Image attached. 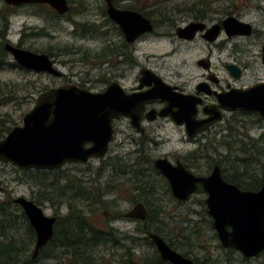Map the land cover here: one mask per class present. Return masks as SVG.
<instances>
[{
	"label": "rangeland",
	"instance_id": "1",
	"mask_svg": "<svg viewBox=\"0 0 264 264\" xmlns=\"http://www.w3.org/2000/svg\"><path fill=\"white\" fill-rule=\"evenodd\" d=\"M193 0H116L115 2L121 8H140L145 13H149L154 20L155 27L152 32L141 36L137 39L135 44L136 55L140 62L154 67L162 66L160 71L166 76H170L171 80L180 83H186L188 87L194 84L198 76L202 73V68L197 66L196 60L211 52L212 64H215L217 71L221 74L219 67L220 61H231L230 49L232 43L228 42L227 48H220L221 37L214 43L207 44L205 41L197 36L195 39L187 41L179 39L176 35V25H185L192 15L179 11V9L186 8ZM209 2V6L214 11L213 18L224 17L228 13H222L221 9L232 10L231 14L242 17L243 20L252 24L253 32L251 35L239 39L241 42L237 43L235 49L239 56L242 51L249 52L246 60L249 63L250 70L244 75L243 82L251 84L257 78L254 74L258 71V76L264 77V66L260 62V41L261 31H264V0H202ZM104 0H74L68 2L71 11L65 16H52L48 10L43 6L38 5H23L15 7V11L8 17L6 27L4 29V40L12 44H20L24 48L34 51L53 50L54 47L56 55L52 57L55 66L63 73L61 77H55L47 73L32 74L22 70L17 66H5L0 68V97H16L6 104H0V117L8 114L12 120L10 125L12 127L21 123L22 115L29 110L34 104L37 92L42 90L45 86H55L64 82H73L81 84L90 90H99L103 85L98 81L101 75L102 67H98L100 60L94 59L96 54L100 53L107 39L111 38L102 32L112 29L111 25L105 23L106 16L102 12L104 8ZM6 5L3 0H0V11L7 13L3 8ZM209 7V8H210ZM100 24V28L95 35L85 34L81 29L80 24ZM1 24V23H0ZM105 25V27H104ZM108 27V29H107ZM2 29V27H0ZM47 33V34H46ZM116 38L115 35H113ZM117 39V38H116ZM2 40V37H0ZM5 41V42H6ZM65 46H67L65 48ZM45 49V50H44ZM221 49V50H220ZM249 49V50H248ZM87 54V56L84 55ZM85 59L82 60V58ZM7 59L13 58L8 53ZM15 62V61H14ZM16 63V62H15ZM178 72L180 77H176L174 73ZM172 74V75H170ZM223 74V73H222ZM187 78V80H185ZM3 84L9 86L17 85L15 94H10V89H4ZM236 120L229 122L228 126H233V134L237 138L239 136L246 138V134L250 139H259L261 133L264 132V119L256 120L252 112L239 113L234 116ZM153 140L155 147L150 149V152L155 155L174 153L176 155H184L187 151L194 152L196 146L201 145L203 149L201 153L203 158H208L209 162H220L225 168L226 174L233 172V166L236 164L242 165V168L256 169L257 160H260L259 165H264V144L259 142L260 152L250 146L247 148V154H241L235 149L236 144L233 143L235 138L229 135L227 125L223 126V130L215 132L209 131L200 137L199 141H189L187 134L182 126H178L171 121L157 120L153 125ZM120 130L114 134L113 140L109 143L108 149L104 157L100 159H92L86 164L67 163L62 168L61 177H57V188L62 187L63 184L74 183V179L81 178L83 181H91L90 187H101L105 182L113 184L112 192L105 197L106 200H115V209L126 211L133 205L131 200L138 199L137 194L141 196L145 194L142 190L135 189L137 183L134 177L135 171L132 173L130 169L123 166L126 162L134 167H143L141 171L147 173L143 161L139 157L142 152L137 153L136 145L133 141L138 135L125 122L122 123ZM242 132V133H241ZM147 150H143L146 154ZM254 153V156L252 154ZM251 154V157L248 156ZM241 156L244 159L236 158ZM248 158V159H246ZM173 159V158H172ZM108 161L112 166L104 167V171H98L100 167ZM148 162V161H147ZM150 164V163H146ZM192 170L203 171L207 169L205 160H198L192 162ZM99 174V175H98ZM60 175V174H59ZM136 177L143 178L137 174ZM160 176L157 178L159 179ZM84 185V184H83ZM148 185V184H147ZM156 205L160 204L162 210L158 215L160 220L154 222V227L161 228L162 233L166 236H172L173 240L178 243L186 242L187 247H190L191 254H197L199 259L209 257L210 261L205 264H247L241 260L237 255L232 254L226 249L219 246V242L212 238L213 231L208 228L207 223L203 218H207V213L202 212V203L204 195L197 193L193 195L188 201L177 204L166 192L165 185L162 182H154ZM147 186H145L146 188ZM39 188L30 181L29 175L23 173L21 168L11 164L0 161V199L15 198L17 196H24L30 198L37 191H41L44 196L43 202L40 205L47 215H57L63 217L67 209V201L73 203L71 198L66 197L67 193L72 195L70 190L65 189L66 194L61 195L59 190L52 194L44 187ZM47 198H51V202ZM141 201V200H140ZM84 204V203H83ZM82 204V205H83ZM19 209L13 207V215L18 216V222H15L14 229L8 233L13 236L19 243L26 242L29 235L25 226L19 220ZM107 218L101 213L100 209L95 210L90 215V221L107 226ZM21 224V225H20ZM141 222L132 218H120L112 221L110 226H113L120 233L136 234L137 227ZM7 236V237H9ZM143 235H139V241L136 243L138 253L145 256H152L154 247L151 246ZM183 236V239H182ZM185 244V243H184ZM104 251V259L108 261L111 258L110 251L115 248L98 247L96 252L100 254V249ZM186 249V247H185ZM33 246L28 250L32 255ZM120 250V249H118ZM123 252V248L120 250ZM97 253V254H98ZM98 254V255H99ZM99 258V257H98ZM26 260L21 257L17 264H65L69 262L70 256L62 247H58L50 243L46 248L35 257L32 262L22 261ZM0 264H7L0 262ZM249 264H264V255L254 258Z\"/></svg>",
	"mask_w": 264,
	"mask_h": 264
},
{
	"label": "water",
	"instance_id": "2",
	"mask_svg": "<svg viewBox=\"0 0 264 264\" xmlns=\"http://www.w3.org/2000/svg\"><path fill=\"white\" fill-rule=\"evenodd\" d=\"M105 1L108 16L121 28L127 42H133L141 34L153 31L150 19L140 12L119 9L110 0ZM3 2L9 6L46 4L61 15L69 10L67 0ZM222 24L228 35H249L252 31L249 22L233 15L226 17ZM203 28V22L190 21L177 27L176 35L191 40ZM209 32L205 36L212 41L219 32V25L211 27ZM3 48L24 68L55 77L63 74L45 52H34L9 41L4 43ZM260 52V61L264 64V42ZM231 66L234 67L228 65V68ZM154 81L157 86L153 90L134 94L124 92L114 83L101 91H92L74 83H62L42 90L36 95L32 107L22 115L21 123L11 127L0 138V161L22 170H53L67 163L86 164L91 159L102 158L113 136L112 120L121 114H129L132 124L137 126L142 106L157 96L165 102L158 115L168 116L175 124L184 125L188 136L203 131L212 121L220 118L216 115L197 119L198 98L173 92L157 76H154ZM217 97L223 109L255 112L264 118V82H257L247 88H233L229 92L217 94ZM153 166L167 179L173 196L178 200H186L196 191L197 185H201L207 194V213L213 220L223 246L233 247L247 257L264 249V181L258 191H249L226 181L217 165L207 176H196L181 162L172 164L166 157L155 159ZM13 202L22 209L35 232L31 255L34 259L40 248L52 238L56 217L47 215L41 206L24 196L13 198ZM122 216L142 221L146 225L147 211L142 202L134 204ZM227 226L231 231L227 230ZM146 235L162 260L172 264H196L172 249L157 233L147 231Z\"/></svg>",
	"mask_w": 264,
	"mask_h": 264
},
{
	"label": "trees",
	"instance_id": "3",
	"mask_svg": "<svg viewBox=\"0 0 264 264\" xmlns=\"http://www.w3.org/2000/svg\"><path fill=\"white\" fill-rule=\"evenodd\" d=\"M67 2H74V0H67ZM36 5L43 6L52 16H65L68 12L71 11V7H69L68 12L61 15L46 4ZM209 7V2L202 0H193L186 8L179 9V11L188 13L189 15L191 14L192 17L198 18L201 16H206L208 14H213L214 11L211 7ZM3 8L7 10V13L0 11V27H2V29H0V37H2V40H0V68L5 66L13 67L15 64V62L11 59H7L8 52L3 48V45L6 41L3 38L5 35L4 29L6 27L8 17L14 13L15 7L4 5ZM131 9L134 8L131 7ZM102 10V12L105 14V3ZM139 11H141L148 17L150 16L149 13H145L142 10ZM221 12L231 14L232 10L226 8L221 9ZM80 27L85 34L95 35V33L98 32L100 28V24L81 23ZM66 47L67 46H65V48ZM54 48L55 49L53 50L44 49L45 51L42 50L40 52H45L52 58L56 55L55 50H58V48ZM84 55L87 56L86 53H84ZM103 55L104 53L102 50L100 53L96 54L94 59H102ZM85 56L84 58H82V60L85 59ZM2 86H4V89L11 90L8 95L15 94L14 88L16 87L17 89V85H14L12 87L7 84H3ZM46 88H48V86H45L42 90ZM13 99H16V97L1 96L0 104H6ZM256 120L259 121V118H257ZM11 122L12 120L8 114L0 117V138H2L11 129ZM230 130L231 127L228 126V131ZM239 134L240 133L238 132L237 138H235L234 134L233 136H231V138H235L233 143L236 144L235 149H237V151H239L241 154H247V148L252 146L255 152L261 153L262 150L260 149L259 142H263L264 144V132L260 134L259 139H250L247 134L246 138H243L240 137ZM252 154L254 156L253 152ZM245 156H248V158H250L251 154ZM144 157L147 156L144 155ZM139 158L143 161L147 173L141 171L143 167H134L133 165L129 163L127 164L126 162L123 164V166L130 169L132 173H134L135 171L137 172L136 174H134V177L136 182L141 184L137 186L135 185V189H140L145 192L143 196L138 193V199L133 198L131 200L132 204L141 200L145 204L147 209V216L145 219L146 227L144 228L142 224L143 222L140 221L141 225L137 227L136 234L120 233L113 226H110L113 220L120 218V216H122V213L125 212L115 209V200H106L105 196L108 193L112 192L111 187L113 184H110V182H105L101 187L93 186L92 188L90 187L88 189L87 187L91 185V181H83L81 178H75L73 180L74 183L70 181V184L66 183L63 184L62 187L57 188L56 180L57 177H61L62 169H21L23 173L29 175L30 181L33 182L39 188V190H42L41 188L44 187L45 190L47 189L52 194H54L56 190H59L60 196L66 194L65 189L72 192V195H69L70 193H67L66 197L68 196L67 199L71 198L73 200V203L68 204L67 201V209L63 217L55 215L56 220L53 229V236L45 246L40 248L39 253H41L48 244L53 243L58 247H62L64 251H66L70 256L69 262L65 264H168L159 257L156 249H154V253L152 256H145L142 253H138V250L136 248V243L139 241V235H143L142 238L145 239L149 244H151L152 247H154L152 241L146 235L147 231L157 233L164 240H166L168 244L170 242V244L174 243V245H178L176 243L177 239L173 240L172 236H166L162 233V231L164 230H161V228L159 227L153 226L154 222H158L160 220L158 215L161 213L160 210L162 209L160 207V204L158 206H155L157 197L155 195L154 186L152 184L154 182H162V184L165 185L166 192L171 195V198L173 199L170 188L168 186V182L163 176L158 174V171L154 168L151 161L147 160V162L143 160V157ZM236 158H240L242 160L244 159L241 156H237ZM254 158H256L257 160L256 169L251 170L249 168H242V165L236 164L235 166H233V172L231 174L232 176L226 177L224 175L225 178L243 189L259 188L262 181L264 180V165L263 163L259 165L260 160H258L256 156ZM205 161L209 170L212 167L213 163H210L208 158H206ZM146 163L150 164L146 165ZM106 166H112V163H110L109 161L107 163H104L103 160L102 167H100V169L97 170L96 173L98 171L103 172L104 167ZM224 169L222 170V172L223 174H226ZM137 174L139 176H142L143 178L136 177ZM158 176H160L159 179L157 178ZM145 186L147 187L145 188ZM42 196H44V194L41 191H37L36 194L31 196L29 199L33 200L37 205L40 206L43 202ZM47 199L51 202L53 201L51 198ZM13 207L20 210V213H18L19 220L21 224L25 226L26 230L29 233L26 242L19 243L15 237L8 235V233H10L15 227L14 221L18 222V216L13 215ZM97 209H100L103 217L105 216L108 219L107 226L105 228L100 224H96L90 221V215ZM34 242L35 232L32 226L29 224L22 209L13 202L12 198L0 199V262L7 264H17L20 261L21 257L26 258V260H22L24 262H32L33 260H35V258L32 259L31 253L29 254L28 250L31 249L32 246H34ZM98 247L115 248V250L111 249L110 251V260L105 262L102 261V259H104L105 253L100 248V254L96 252V249ZM122 248L123 252L121 253L120 250Z\"/></svg>",
	"mask_w": 264,
	"mask_h": 264
},
{
	"label": "flooded vegetation",
	"instance_id": "4",
	"mask_svg": "<svg viewBox=\"0 0 264 264\" xmlns=\"http://www.w3.org/2000/svg\"><path fill=\"white\" fill-rule=\"evenodd\" d=\"M110 1H111L112 5L116 8L131 9V8L119 7L118 4L115 2L116 0H110ZM23 5H36V3L23 4ZM23 5H21V6H23ZM12 7H19V6H12ZM107 7H108V5L105 1V14H104L106 16L105 23H106V26L111 25L112 29H108V27H107L108 30H105L103 32V35L106 36V39L109 36H111V38L107 39V43L105 44V46L103 48L104 55L102 56V61L100 62V64L97 65L98 67L99 66L102 67L101 75L98 77L97 80L101 82L103 87H101L99 90H92V91L105 90L106 88H108L110 85H112L114 83L116 85H119V87H121L123 89V91L128 93V94L149 92L157 86V84L154 81V76H157L160 78V80L163 82V84L167 87H170L173 92L182 93V94H190V95H193L194 97L199 99V101L197 102V105H196V108H197L196 118L197 119H205L209 116H216V115L220 116V118L212 121L206 129H204L203 131L197 132L194 136H192V137L188 136V134L186 133L187 139L189 141H194V142L199 141L200 137L201 136L204 137V135L206 133H208L209 131L214 130L215 132H219V131L221 132L223 130V126L226 127L225 125H227V127H228V125H229L228 123L233 122V120L236 119L234 117L235 115H238L239 113L247 112V111H241V110H232L231 111V110L223 109L221 107V105L219 104L218 97H217V94L229 92L233 88H236V89L247 88V87H249V86H251L257 82H264V77L258 76L259 72L256 70H255L254 74L257 75V78L254 80L253 83L248 84V83L243 82L242 80H243V78H245L244 75L250 70L249 63L246 60L250 56L248 55L249 52L247 53V51H244V50L242 51V53L239 56L236 54L237 51H236L235 47H236L237 43L241 42L239 39H241L242 37H246V36L251 35L253 32V27H252V31L249 35H240V34L228 35L225 27L222 24V21L228 16L233 15L235 18H237L241 21H245L242 19V17L236 16L235 14H226L224 17H221V18H213L212 14H208L206 16H201L198 18H195V17L190 18V20L188 22L199 21V22H203V24H204L203 30L198 31L191 40H193L197 36H199L205 41V43L211 44V43H214L216 40H219L221 37H223L222 41L220 42L221 43L220 48L226 49L228 42H231L232 47L230 49V52H231V55L234 54V56H233V60H231V61H220L219 67L222 70V71H220L221 74L217 71V69H216L217 66L215 64H212L211 52L206 54L203 57L198 58L195 63L197 64V66L202 68V73L198 76V79H196L194 84L191 85L190 87H188V86H186L187 84L185 82L184 83L175 82V81L171 80L170 78H168V77H170L169 75L166 76L163 73H161L160 71L162 70V66H160V67L148 66V65L140 62L137 58V55H136V48H135L134 43L137 42V39H139L141 36H144L147 33L141 34L133 42H127L121 28L115 22H113L110 19V17L108 16L107 11H106ZM138 9L141 10L140 8H138ZM138 9H131V10L138 11L142 15H144ZM144 16L149 18L151 23L155 27L154 20L151 17H148L146 15H144ZM245 22H248V21H245ZM215 25H219V32L217 33V36L214 40L209 41L207 39V37L205 36V34H208V33L210 34L209 31H210L211 27H213ZM179 26H181V25H176L175 31H176L177 27H179ZM104 27H105V25H104ZM227 30H229V29L227 28ZM113 35H115L117 39L114 38ZM260 35L262 37L261 41H260L261 42L260 47H261V44L264 42V31H261ZM179 39H182V38H179ZM183 40H185V39H183ZM187 41H190V40H187ZM15 45L22 47L20 44H15ZM22 48H24V47H22ZM25 49H28V48H25ZM29 50H31V49H29ZM31 51H34V50H31ZM34 52L40 53V51H34ZM260 56H261V52H259V58H260ZM201 59L203 61L199 62V60H201ZM228 65H234V67L231 66V68L229 69ZM14 66H17V67L21 68L22 70H25L26 72H29L32 74L45 73V72H37V71L31 70V69L24 68L17 63H15ZM263 66H264V64H263ZM174 74L177 75L176 77H180V74L178 72H175ZM170 75H172V74H170ZM185 80H187V78ZM64 83H73V82L67 81ZM74 84H76V83H74ZM77 85L82 86L81 84H77ZM83 87H85V86H83ZM41 91H39V92H41ZM39 92H37V94ZM164 106H165V102L160 98V96L155 97L152 101L144 103V105L142 106L141 111H140V121H139L137 126H134L132 124L129 114H121L118 118L113 119L112 120L113 136H112L111 140H113L115 132L123 131V130H120V128L122 126V123L125 122L138 135L136 138L133 139V141L136 145L137 153L139 154L142 152L143 155L141 157H143L144 161H147V160L151 161V163L153 165V161L155 159L160 158V157H166L172 164H175L177 161L181 162L183 164V166L188 171L195 174L196 176L210 175L214 166L217 165L220 169V173H221L222 177L226 181L233 183L232 181H229V180H227V178H225V176L226 177L232 176L231 175L232 173L231 174H223L222 170L224 168L222 167L220 162L219 163L216 161L212 162L213 163L212 167L209 170H208V167L206 170H203V171L192 170V166H191L192 162H197L198 160H206V157L203 158V155L201 153V150L203 149V147L199 144L194 149V151L196 152L195 155L192 154L194 152H188V151L184 155H181V156L176 155L174 153L155 155V154L150 152V149L157 147V146L155 147L156 143L152 138L153 137V135H152L153 126L152 125L155 122H157V120H163V121L166 120V121H171L174 123V121L170 117L158 115V111H160ZM252 114H254L255 117L259 118V121L264 119V118L259 117L255 112H252ZM178 126H182L185 130L184 125H178ZM230 127H231V130H230L229 134H230V136H233V126H230ZM185 132H186V130H185ZM143 150H147L148 152H146V154H144ZM144 155H146L147 157H144ZM94 159H100V158H94ZM139 160H140V158H139ZM205 164H206V161H205ZM154 168L158 171V174L163 176L156 167H154ZM233 184H235V183H233ZM168 186H169V183H168ZM236 186L239 187L238 185H236ZM260 187H261V185H260ZM169 188H170V186H169ZM239 188L242 190H249V191H258L259 190V188H257V189H243L241 187H239ZM170 191H171V189H170ZM197 193H202L205 196L204 199L201 201L202 202V212L207 213V207H206V203H205V198L207 197V194L204 192V190L202 189L200 184L197 185L196 191L193 194H191L186 200H178L177 198H175L173 196V194L171 192V194L174 198L173 200L177 204L188 201L193 195H195ZM137 202H142V201H137ZM136 203H134V204H136ZM144 206H145V204H144ZM145 208H146V206H145ZM146 211H147V209H146ZM207 215L208 216H207L206 220H205V217L203 218V220L207 223L208 228L213 231L214 235L212 236V238L219 242L220 247L226 249V251H228L232 254L237 255V257H239L241 260L247 262V264H249V262L251 260H253L254 258H258V257H261L262 255H264V249H262L259 253H257L254 256L247 257L243 253H241L239 250H237L233 247L223 246L220 239H219L218 233L213 226L212 218L210 217V215L208 213H207ZM143 227L145 228L146 225L145 226L143 225ZM227 230L231 231V228L229 226H227ZM176 243L178 245H174V243L170 244V242L168 244V242H167V244L172 249H174L175 251H177L178 253H180L184 257L191 259L196 264H205L206 261L207 262L210 261L209 257H204V259L201 260V259H199L197 254L192 255L190 247H187L186 242H184L185 243L184 244V243H178L176 241ZM185 247H186V249H185ZM154 249H156L155 245H154ZM163 261H165V260H163ZM165 262H167L168 264H172L168 261H165Z\"/></svg>",
	"mask_w": 264,
	"mask_h": 264
}]
</instances>
